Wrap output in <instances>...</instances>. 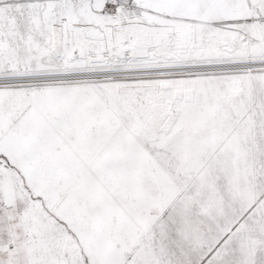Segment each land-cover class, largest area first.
Returning a JSON list of instances; mask_svg holds the SVG:
<instances>
[{
  "label": "snow or ice",
  "instance_id": "snow-or-ice-1",
  "mask_svg": "<svg viewBox=\"0 0 264 264\" xmlns=\"http://www.w3.org/2000/svg\"><path fill=\"white\" fill-rule=\"evenodd\" d=\"M0 264H264V0H0Z\"/></svg>",
  "mask_w": 264,
  "mask_h": 264
}]
</instances>
